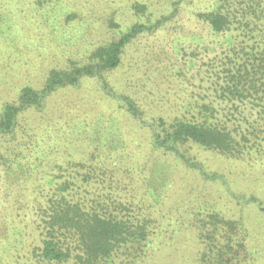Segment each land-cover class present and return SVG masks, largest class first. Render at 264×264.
I'll return each mask as SVG.
<instances>
[{"label": "rangeland", "instance_id": "374dc122", "mask_svg": "<svg viewBox=\"0 0 264 264\" xmlns=\"http://www.w3.org/2000/svg\"><path fill=\"white\" fill-rule=\"evenodd\" d=\"M134 3L146 5L145 16L135 14ZM216 5V0H0V106L16 102L25 85L40 89L51 69L89 62L96 47L118 38L133 23L147 17L152 23L160 20L139 32L125 46L118 66L102 72L101 78L83 77L77 86L57 89L43 111L30 109L21 114L27 132L22 141L27 156L21 162L31 170L36 165L34 158L39 157V168L32 173L38 172L40 177L55 174V164L65 167L98 152L99 166L117 169L104 157L109 137H113L114 148L124 150L123 166L132 163L135 167L128 171L123 192L139 205H150L151 218L159 220L158 224H169L162 229H166L162 237L152 236L144 253L139 252L138 264H199L202 244L195 218L198 213L213 211L246 227L249 263L264 264V212L249 198L258 197L264 204V166L193 148L191 154L218 178L206 180L194 169L168 164L170 181L160 203L148 197L135 176L146 160L171 163L170 157L145 150L152 119L170 116L177 105L189 101L192 92L207 97L211 92L209 69L220 63L227 41L195 14ZM121 92L136 101L139 116L133 117L125 103L111 96ZM16 167L12 163L8 168L0 158L2 255L17 251L15 227L27 231L36 217L32 173L30 179L19 181ZM240 196L249 200L244 202ZM19 220L23 222L19 224ZM23 246L25 251V243L18 247Z\"/></svg>", "mask_w": 264, "mask_h": 264}, {"label": "trees", "instance_id": "16d2710c", "mask_svg": "<svg viewBox=\"0 0 264 264\" xmlns=\"http://www.w3.org/2000/svg\"><path fill=\"white\" fill-rule=\"evenodd\" d=\"M216 3L211 10L195 14L213 32L224 34L227 41L220 63L209 69L211 92L208 97L192 92L189 101L177 105L170 116H156L149 125L146 152L157 151L171 158V163L162 159L149 163L145 159L135 174L154 203L162 201V192L170 181L168 164L194 169L206 180L218 178L214 172H206L198 156L191 154L193 148L264 166V0H216ZM131 9L136 15L145 16V4L134 3ZM144 21L133 23L118 38L96 47L89 54V62L51 69L40 89L25 85L20 88L16 102L2 103L0 158L8 168L17 163L19 181L30 179L32 170L39 168V157L34 158L36 165L31 170L22 165L27 156L24 153L27 146L22 142L27 132L21 124V114L30 109L43 111L57 89L77 86L83 77L101 78L102 72L117 67L125 46L142 30L160 23L158 19L149 22L148 17ZM111 96L125 103L133 117L141 113L127 93ZM7 134L10 136H4ZM109 138L104 157L117 169L99 166L102 162L97 160L100 155L97 151L90 159L71 161L65 167L55 164L57 169L54 166L52 170L57 172L46 174L48 178L32 173L30 184L36 217L27 231L19 225L15 227L17 251L0 253V264H138L139 252L144 253L151 237L166 233L162 229L169 224L160 225L159 220L151 218L150 205H139L133 196L123 192L128 171L135 166L132 163L123 166L125 152L114 148L113 137ZM3 145L5 151H1ZM42 152L41 157L45 155ZM116 161L120 163L115 165ZM249 198L264 212L262 199ZM239 199L249 200L244 196ZM195 223L202 244L199 264H250L247 231L239 220L213 211L198 213ZM24 235L28 236L26 240ZM23 243L28 247L25 251V246L18 247Z\"/></svg>", "mask_w": 264, "mask_h": 264}]
</instances>
